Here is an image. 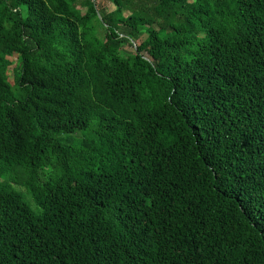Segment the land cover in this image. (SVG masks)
Here are the masks:
<instances>
[{"label": "trees", "instance_id": "obj_1", "mask_svg": "<svg viewBox=\"0 0 264 264\" xmlns=\"http://www.w3.org/2000/svg\"><path fill=\"white\" fill-rule=\"evenodd\" d=\"M0 264H264V0H0Z\"/></svg>", "mask_w": 264, "mask_h": 264}, {"label": "rangeland", "instance_id": "obj_2", "mask_svg": "<svg viewBox=\"0 0 264 264\" xmlns=\"http://www.w3.org/2000/svg\"><path fill=\"white\" fill-rule=\"evenodd\" d=\"M112 9H113V7H112ZM14 60H16V59L14 58ZM14 66L15 65H13V67L9 70L10 82L13 86H15V77H14V73H13Z\"/></svg>", "mask_w": 264, "mask_h": 264}]
</instances>
